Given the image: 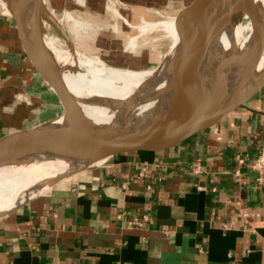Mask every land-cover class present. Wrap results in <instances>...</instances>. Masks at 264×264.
<instances>
[{"label":"crops","instance_id":"1","mask_svg":"<svg viewBox=\"0 0 264 264\" xmlns=\"http://www.w3.org/2000/svg\"><path fill=\"white\" fill-rule=\"evenodd\" d=\"M42 103L62 111L0 7V135ZM263 145L264 85L176 147L74 170L0 215V264H264V184L236 161Z\"/></svg>","mask_w":264,"mask_h":264},{"label":"water","instance_id":"2","mask_svg":"<svg viewBox=\"0 0 264 264\" xmlns=\"http://www.w3.org/2000/svg\"><path fill=\"white\" fill-rule=\"evenodd\" d=\"M229 1L191 0L183 8L178 23L181 35L178 65L171 72L165 104L152 122L140 127L117 128L112 133L98 132L90 126L82 107L65 87L62 74L54 68L50 69L41 57L35 32L40 26L45 0H34L31 20L27 19L19 5L10 8L8 13L14 20L28 60L50 86L61 107L66 108L74 118L70 130H52L40 123L28 124L1 134L0 166L7 161L9 150L48 153L86 163L77 169L98 165L119 155L160 152L176 147L216 124L225 114L244 106L264 85V72L249 91H240L241 96L225 100L228 88L225 71L243 62L244 78L247 77L253 70L251 49L238 56L227 55L225 52L218 56L213 69V74L218 78L214 93L212 90L207 91L200 82L203 74L201 51L210 45L223 28L233 22L239 12H246L245 9L249 6L247 0H237L234 6L229 7ZM252 11L250 14L246 13L253 24V38H256L255 32L261 27V23L259 25L256 21L257 8L253 7ZM194 18H198L195 26L191 25ZM60 30L68 38L65 29L60 26ZM262 42L263 36L258 45L259 50L262 49ZM38 44L41 46L40 42ZM164 94L165 90L162 96ZM70 173L59 176L52 184Z\"/></svg>","mask_w":264,"mask_h":264},{"label":"bare ground","instance_id":"3","mask_svg":"<svg viewBox=\"0 0 264 264\" xmlns=\"http://www.w3.org/2000/svg\"><path fill=\"white\" fill-rule=\"evenodd\" d=\"M236 2L237 0H230L229 7L234 6ZM247 3L249 6L245 9L246 12L250 14L253 12L252 8L256 7L257 11H254L256 21L259 25L261 23V27L255 32L256 38H253V24L243 10L238 14L248 18L245 22L238 23L234 19L209 43L210 45L201 51L203 74L200 82L207 91L212 90V93L216 91L214 87H217L218 78L213 74V69L218 62V56L222 52L238 56L248 49L253 52L250 58L253 70L247 77L244 78L243 62L225 71L228 76L225 100L236 99L237 96H241L240 91L242 93L249 91L264 72V0H247ZM3 4L7 6L8 11L19 5L27 19L31 20L34 0H6ZM64 17L75 35H73L74 39H70L71 53L69 49L64 51L61 40L41 32L42 17L40 26L35 32V41L46 65L62 74L65 87L82 107L90 126L98 132L112 133L117 128L140 127L152 122L158 110H161L166 102L170 75L178 65L181 48L179 17L163 22L165 29L172 36V43L165 59L155 69H135L110 64L98 55L94 56L82 51L78 45L80 35L83 34H80L81 31L79 32L78 29L81 21L75 19L69 11L65 12ZM197 23L198 18H194L191 25L195 26ZM140 26L143 33L146 25ZM262 36V49L259 50L258 45ZM79 71L84 73L86 80L75 84L74 79L79 77ZM164 90L165 94L162 96ZM73 118L71 113L66 114L46 123L45 126L57 131L70 130L73 127ZM85 164L84 161L48 153L9 150L7 161L0 166V215L42 192L59 176ZM17 201L20 202L16 205Z\"/></svg>","mask_w":264,"mask_h":264},{"label":"rangeland","instance_id":"4","mask_svg":"<svg viewBox=\"0 0 264 264\" xmlns=\"http://www.w3.org/2000/svg\"><path fill=\"white\" fill-rule=\"evenodd\" d=\"M4 1L6 0H0V7L7 12ZM190 2L191 0H45L41 32L61 40L64 51L69 49L71 53L70 39H74V33L64 17L65 12L69 11L82 24L78 26L80 34L83 33L78 40L82 51L98 55L110 64L135 69H155L165 59L172 43V36L163 22L180 17L183 8ZM246 18L240 14L235 16L238 23L245 22ZM144 24L146 29L142 33L140 25ZM60 26L67 32L68 38L63 35ZM78 74L79 77L76 75L74 79L75 84L86 80L83 72L79 71ZM45 104L37 106L33 116L36 119H32L29 124L45 125L70 114L63 106L61 114L57 110L53 113ZM18 202L20 201L15 204Z\"/></svg>","mask_w":264,"mask_h":264},{"label":"built area","instance_id":"5","mask_svg":"<svg viewBox=\"0 0 264 264\" xmlns=\"http://www.w3.org/2000/svg\"><path fill=\"white\" fill-rule=\"evenodd\" d=\"M236 161L240 166L243 164H246L247 162H250V168L257 173L256 180L257 183L262 186L264 184V145L261 146L257 152L256 155L251 157L250 155L246 154H237L236 155ZM190 172L193 175H198L202 172V162L200 159H196L192 161L190 164ZM237 174H239V168L236 170ZM200 187V186H198ZM148 221V216H135L132 219L128 221V225H144ZM229 264H235L233 262H230Z\"/></svg>","mask_w":264,"mask_h":264}]
</instances>
